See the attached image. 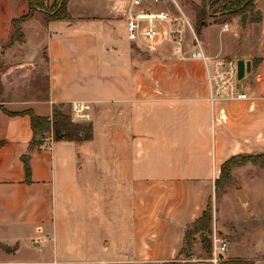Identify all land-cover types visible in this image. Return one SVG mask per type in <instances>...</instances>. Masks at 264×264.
<instances>
[{
	"label": "crops",
	"instance_id": "obj_1",
	"mask_svg": "<svg viewBox=\"0 0 264 264\" xmlns=\"http://www.w3.org/2000/svg\"><path fill=\"white\" fill-rule=\"evenodd\" d=\"M131 1L70 0L71 20L46 24L38 11L24 25L26 41L11 69L33 71L37 62L27 70L21 58L31 46L36 52L44 47L47 89L43 97L0 101L1 244L14 246L32 231L35 247L43 235L55 242V264L104 262L95 255L110 264L178 261L186 231L212 200L222 165L264 153V0L256 1L261 21L248 17L245 30L242 16H233L211 18L198 33L207 56L246 63L248 98L215 102L204 63L190 59L192 33L185 32L181 53L171 43L155 53L127 43ZM29 7L28 0H0V61L9 54L13 20ZM6 85L8 92L19 91ZM75 101L90 106L92 140L56 142L51 134L30 151L27 112L51 118L54 105L70 112ZM255 170L264 168L248 163L235 167L233 176ZM244 196L248 205L246 190ZM90 220L105 229L94 248ZM3 255L0 264H17Z\"/></svg>",
	"mask_w": 264,
	"mask_h": 264
},
{
	"label": "rangeland",
	"instance_id": "obj_2",
	"mask_svg": "<svg viewBox=\"0 0 264 264\" xmlns=\"http://www.w3.org/2000/svg\"><path fill=\"white\" fill-rule=\"evenodd\" d=\"M190 1L192 2V0ZM190 1L185 0L184 2V0H177L180 9L196 23V11ZM151 10L169 12L170 15L175 16V18L177 17L178 20L177 22L175 20V24L177 23L179 29L188 34L191 33L189 27L184 23L182 13L173 1L162 0L160 4L155 5ZM35 16L36 14L29 21L34 19ZM26 23L22 25L23 33ZM13 36L10 42L5 46V51H8L9 54L0 61V101L6 102L13 98L34 99L43 97L47 89L45 49L44 47H40L36 52L35 47L31 46L28 56H23V58H21L24 62H21V65H23L22 68L27 70L29 67L28 64H36L37 62L35 65L36 69L33 71H25L17 68L11 69L14 62L19 64V62L12 59L13 55L18 54L19 46L22 47L26 41L25 33L23 41L21 38L20 40H16V42H12ZM124 39L127 40V43L131 42L128 41V38ZM233 58L239 61L238 56ZM245 80L246 79H242L240 81L242 89H245ZM6 84H13L15 88L19 86V88L16 89L19 91L8 92L4 90L8 88ZM61 109L64 110L63 108ZM241 189H245L250 197L248 205L242 204L237 195L238 191ZM214 193L211 200L213 208L211 229L208 232V236L205 238L206 248L204 247L203 235L192 229L191 236L195 238V241L192 244V248L185 247L183 255L180 258V263L264 264V171L255 170L253 173L239 172L236 178L233 176L232 182L225 183L222 190L218 191V193ZM89 227L90 247L94 248L97 245L98 236L101 234V231L105 232V229H100L97 222L93 220H90ZM34 237L36 236H33L32 231L26 232L25 234L22 233V238L14 244V246H19L16 252L10 256L3 255V253L0 252V255L7 257L6 259L17 262V264H55L58 260L55 253V242L52 238H47L44 235L40 236L39 240L42 242V245L41 247H35L34 241L38 239ZM224 244L227 247L226 250L223 251V253L218 252L217 260H215L213 255L215 247L217 246L219 250ZM94 259L104 261L99 264H110L109 262H105L109 261L107 260V256L98 257L95 255Z\"/></svg>",
	"mask_w": 264,
	"mask_h": 264
},
{
	"label": "trees",
	"instance_id": "obj_3",
	"mask_svg": "<svg viewBox=\"0 0 264 264\" xmlns=\"http://www.w3.org/2000/svg\"><path fill=\"white\" fill-rule=\"evenodd\" d=\"M69 1L70 0H56L53 4H49L46 0H28L30 6L29 11L23 16L14 19L12 22L15 30L12 42H16V40H20L21 38L22 41L24 40L22 25L28 22L38 11L45 14L46 24L52 21L71 20L72 18L68 12ZM256 1L257 0H202L200 5L193 4L197 17V33H200L202 27H204L211 18H228L248 14L252 22H260L262 15L256 9ZM62 107L63 105H54L51 118L38 116L33 111L27 112L31 116L33 130L30 151L35 147L42 146L51 134L56 142H86L92 140V124L73 121L70 112L62 110ZM6 113L10 115L15 114L8 111H6ZM24 162L27 181L30 182L31 166L28 155L24 157ZM249 162L264 168V153L249 156H234L226 161L221 167L220 178L216 181L215 193L222 190L225 183L232 182L233 169L235 167L243 166ZM212 212V202H210L202 217L186 231V242L184 248L180 252V258L183 255L185 247L192 248V244L195 241V238L191 236L192 229L203 235L204 247L206 248L205 238L208 236V232L211 229ZM18 247V245L9 247L0 243V249L7 253L16 252ZM180 258H178V261L168 262L166 264H181Z\"/></svg>",
	"mask_w": 264,
	"mask_h": 264
},
{
	"label": "built area",
	"instance_id": "obj_4",
	"mask_svg": "<svg viewBox=\"0 0 264 264\" xmlns=\"http://www.w3.org/2000/svg\"><path fill=\"white\" fill-rule=\"evenodd\" d=\"M162 0H132L127 13L128 38L131 42L144 45L148 52L155 53L166 43H171L181 49L184 44L185 32L178 28L177 17L166 11H152ZM173 1L182 13L184 23L189 27L193 36L195 50L190 59L200 60L204 63L207 82L210 90V100H244L248 94L241 88L239 79L238 61L234 58L213 56L205 54L202 42L196 31L194 21L183 12L177 0ZM70 113L73 121L89 123L92 119L89 104L75 101L70 104ZM47 148L52 149V141L48 140ZM226 245L214 250V258L217 260L218 252L223 253Z\"/></svg>",
	"mask_w": 264,
	"mask_h": 264
},
{
	"label": "water",
	"instance_id": "obj_5",
	"mask_svg": "<svg viewBox=\"0 0 264 264\" xmlns=\"http://www.w3.org/2000/svg\"><path fill=\"white\" fill-rule=\"evenodd\" d=\"M248 14H244L241 17V22H242V27L245 30L247 27L248 23ZM238 69H239V79L242 80L245 77L246 74V63L244 61H239L238 62ZM244 189H241L238 191L237 195L239 196L240 200L242 203H246V198L244 196Z\"/></svg>",
	"mask_w": 264,
	"mask_h": 264
}]
</instances>
